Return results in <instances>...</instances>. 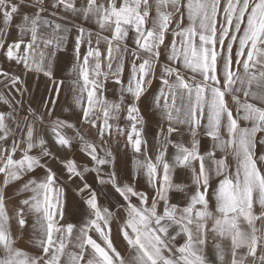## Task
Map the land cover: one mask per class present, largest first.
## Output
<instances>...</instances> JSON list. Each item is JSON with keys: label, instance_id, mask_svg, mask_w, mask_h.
<instances>
[{"label": "snow or ice", "instance_id": "obj_1", "mask_svg": "<svg viewBox=\"0 0 264 264\" xmlns=\"http://www.w3.org/2000/svg\"><path fill=\"white\" fill-rule=\"evenodd\" d=\"M0 264H264V0H0Z\"/></svg>", "mask_w": 264, "mask_h": 264}, {"label": "crops", "instance_id": "obj_2", "mask_svg": "<svg viewBox=\"0 0 264 264\" xmlns=\"http://www.w3.org/2000/svg\"><path fill=\"white\" fill-rule=\"evenodd\" d=\"M37 95H39V94H37ZM61 102L63 103V97H62V100H61Z\"/></svg>", "mask_w": 264, "mask_h": 264}]
</instances>
